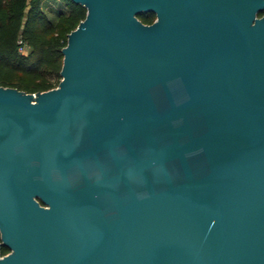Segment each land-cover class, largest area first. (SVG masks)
<instances>
[{
  "label": "water",
  "instance_id": "95a60500",
  "mask_svg": "<svg viewBox=\"0 0 264 264\" xmlns=\"http://www.w3.org/2000/svg\"><path fill=\"white\" fill-rule=\"evenodd\" d=\"M71 1L0 85V264H264V0Z\"/></svg>",
  "mask_w": 264,
  "mask_h": 264
},
{
  "label": "trees",
  "instance_id": "16d2710c",
  "mask_svg": "<svg viewBox=\"0 0 264 264\" xmlns=\"http://www.w3.org/2000/svg\"><path fill=\"white\" fill-rule=\"evenodd\" d=\"M67 12L58 11L51 21L40 8V0H0V85L24 92L52 88L60 76L66 34L85 15V8L64 0ZM262 10L259 15H263ZM143 23L154 19L152 12L136 15ZM19 41V42H18ZM27 48L19 51L20 46ZM7 248L2 247L1 253Z\"/></svg>",
  "mask_w": 264,
  "mask_h": 264
},
{
  "label": "rangeland",
  "instance_id": "374dc122",
  "mask_svg": "<svg viewBox=\"0 0 264 264\" xmlns=\"http://www.w3.org/2000/svg\"><path fill=\"white\" fill-rule=\"evenodd\" d=\"M40 8L45 16L53 22L56 21L58 11L66 13L68 9L64 0H40ZM26 50L27 48L25 46L19 49L21 52H26Z\"/></svg>",
  "mask_w": 264,
  "mask_h": 264
},
{
  "label": "flooded vegetation",
  "instance_id": "af4514ba",
  "mask_svg": "<svg viewBox=\"0 0 264 264\" xmlns=\"http://www.w3.org/2000/svg\"><path fill=\"white\" fill-rule=\"evenodd\" d=\"M2 247H3V246L0 247V250H1ZM7 251H8V249L6 250V252H7ZM6 252H5V253H6Z\"/></svg>",
  "mask_w": 264,
  "mask_h": 264
},
{
  "label": "built area",
  "instance_id": "2783aa9c",
  "mask_svg": "<svg viewBox=\"0 0 264 264\" xmlns=\"http://www.w3.org/2000/svg\"><path fill=\"white\" fill-rule=\"evenodd\" d=\"M18 42H19V41H18ZM21 47H24V46H23V45H22V46H20V47H19V49H20Z\"/></svg>",
  "mask_w": 264,
  "mask_h": 264
}]
</instances>
